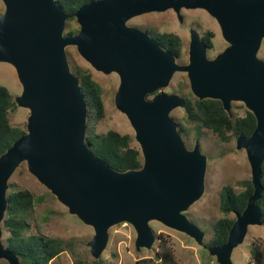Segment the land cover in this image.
Segmentation results:
<instances>
[{
	"label": "water",
	"instance_id": "water-1",
	"mask_svg": "<svg viewBox=\"0 0 264 264\" xmlns=\"http://www.w3.org/2000/svg\"><path fill=\"white\" fill-rule=\"evenodd\" d=\"M0 61L10 63L22 89L14 100L29 109L26 131L0 154V259L19 264L2 242L8 179L22 162L68 211L92 226L89 252L100 257L110 226L126 221L135 229V248H150L149 225L158 220L204 245L205 231L185 211L204 191L207 156L198 139L188 148L170 111L184 107L176 92L161 91L176 71H185L197 98H216L230 114L241 100L253 112L252 132L235 138L245 150L253 186L242 211L235 212L227 239L207 246L220 264H234L231 251L249 224H262L257 199L264 158V0H90L74 12L78 29L65 32L67 14L57 0H2ZM172 8H203L217 21L227 45L214 57L198 30L189 28L188 61H177L149 32L126 21L135 15ZM74 45L94 69L116 72L114 103L134 129L143 161L117 170L86 144L87 104L66 46Z\"/></svg>",
	"mask_w": 264,
	"mask_h": 264
},
{
	"label": "rangeland",
	"instance_id": "rangeland-1",
	"mask_svg": "<svg viewBox=\"0 0 264 264\" xmlns=\"http://www.w3.org/2000/svg\"><path fill=\"white\" fill-rule=\"evenodd\" d=\"M3 9L4 3L0 0V14ZM181 14L182 20L180 21L175 11L168 8L163 11H150L133 16L128 22L137 24L144 29L177 33L182 38V54L178 58L180 62L187 60L189 26L196 27L199 32H203L205 29L214 31L213 45L215 49L212 54L227 44L221 35L217 21L205 9L182 8ZM76 27H79L78 23ZM66 52L69 64L71 62L90 67L92 77L101 85L105 113L96 122V131L105 132L107 129L113 128L134 136V129L126 115L117 109L114 103V93L119 82L117 73H104L94 69L78 53L74 45L66 46ZM257 55L264 58V37L261 40ZM0 83L8 88L13 98L22 89L14 67L5 61H0ZM157 90L176 92L182 95L184 91L190 90L186 72L176 71L169 84ZM244 108L246 107L242 102L233 101L231 112L243 114ZM28 113V108L17 106L9 112L11 123L23 126ZM170 115L176 123L180 122L184 126L185 131L181 135L186 146L192 148L195 140L198 139L201 151L207 156L204 191L185 211L188 218L196 222L205 231L204 241H207L213 233L214 221L223 215L219 207L222 185L230 184L235 190L243 189L244 186L239 181L251 178L250 165L245 150L236 148V137H232L229 141H220L209 129L193 127V123L187 120L181 106L173 108ZM135 142L137 143L136 140ZM10 188H26L35 196V203L27 219L26 235L60 237L66 242V248L53 258L52 264H74L69 251L70 248L88 260L94 258L87 245V241L94 233L92 226L83 222L77 215L70 213L67 207L29 172L26 161H22L9 177L7 190ZM149 225L154 230L156 238L150 248L141 247L139 250L135 248L136 232L130 223L123 221L110 226L108 241L100 256L105 261H112L113 264H134L139 257L153 256L158 247L157 241L160 236H163L168 240L179 264H220L216 260V256L209 253L207 247L200 245L186 233L168 227L158 220H150ZM1 228V239L5 244L8 230L4 228L2 221ZM254 240H260L264 243V224L248 225L244 238L231 251V260L234 264H246L248 262ZM0 264L10 263L1 258Z\"/></svg>",
	"mask_w": 264,
	"mask_h": 264
},
{
	"label": "trees",
	"instance_id": "trees-1",
	"mask_svg": "<svg viewBox=\"0 0 264 264\" xmlns=\"http://www.w3.org/2000/svg\"><path fill=\"white\" fill-rule=\"evenodd\" d=\"M64 13L67 14L65 32H75L78 27L74 16L75 10L83 3L90 0H57ZM152 36L166 49L172 51L177 58L182 54V38L175 32L156 31L148 29ZM214 32L204 30L203 40L212 45ZM74 73L79 77V85L87 104L86 118V144L95 155L104 159L117 170L140 167L143 157L139 144L134 136L128 132H120L109 128L105 132L95 129L96 122L104 116L105 108L101 85L92 77L91 69L78 63H71ZM155 90L151 94H157ZM149 94V95H151ZM184 98L185 117L193 127L207 128L213 132L218 140L229 141L238 135H249L255 127L256 118L252 111L246 109L244 115L234 116L229 114L222 106L219 99H199L190 90L182 93ZM16 104L8 88L0 83V154L26 131V122L23 126L12 124L9 112L14 110ZM178 123L182 133L184 126ZM262 192L257 199L261 209L264 224V158L261 164ZM244 186L235 190L230 184L222 185L220 189L219 207L223 215L218 217L213 224V233L204 246L222 244L226 241L228 230L235 219V212L244 208L253 186L250 178L239 181ZM7 206L2 219V225L8 230L5 246L12 250L19 258V264H52V260L66 248V242L60 237L46 235H26L28 217L35 203L33 192L26 188H10L6 192ZM233 214V215H232ZM153 256L139 257L134 264H179L174 256L168 240L160 236ZM74 264H113L105 261L101 256L88 260L72 248L69 249ZM246 264H264V243L254 240Z\"/></svg>",
	"mask_w": 264,
	"mask_h": 264
},
{
	"label": "flooded vegetation",
	"instance_id": "flooded-vegetation-1",
	"mask_svg": "<svg viewBox=\"0 0 264 264\" xmlns=\"http://www.w3.org/2000/svg\"><path fill=\"white\" fill-rule=\"evenodd\" d=\"M139 15V14H138ZM136 16V15H135ZM133 17V16H132ZM213 17V16H212ZM131 18V17H130ZM129 18V19H130ZM128 19V20H129ZM128 20L126 21V23L128 24V25H132V26H137V27H140L139 25H137V24H131V23H129L128 22ZM191 26H189V28H190ZM141 28V27H140ZM196 28V27H195ZM144 29V28H143ZM197 29V28H196ZM148 30V29H147ZM189 30V29H188ZM198 30V29H197ZM206 30V29H205ZM212 30V29H211ZM148 32H149V30H148ZM199 32V31H198ZM204 32V31H203ZM203 32H199V35H200V38L203 40V38H202V34H203ZM214 32V31H213ZM150 34H151V32H149ZM152 35V34H151ZM214 35H215V33H214ZM214 37V36H213ZM213 37H212V40H213ZM189 39H190V36H189ZM204 41V40H203ZM204 43L206 44V56L208 57V58H211V57H214L219 51H221L222 49H220V50H218V51H216L214 54H212V52H213V50L215 49L214 48V45L212 44V45H208L205 41H204ZM188 44H189V41H188ZM212 54V55H211ZM263 58V57H262ZM177 61H179L178 60V58H177ZM188 61V48H187V60L185 61V62H187ZM180 62V61H179ZM183 63V62H182ZM118 75V74H117ZM187 75V74H186ZM119 77V76H118ZM187 78H188V76H187ZM188 82H189V79H188ZM191 91V90H190ZM192 93V92H191ZM151 94V93H150ZM193 94V93H192ZM152 96H154L155 94H151ZM149 97H152V96H150V95H148ZM233 101H240V102H242L241 100H232L231 101V105H232V102ZM243 103V102H242ZM244 104V103H243ZM244 106L246 107V105L244 104ZM246 109H248L247 107L246 108H244V113L243 114H236V113H233V112H231V110H230V114H232L233 113V115L234 116H241V115H244L245 114V112H246ZM249 110V109H248Z\"/></svg>",
	"mask_w": 264,
	"mask_h": 264
}]
</instances>
